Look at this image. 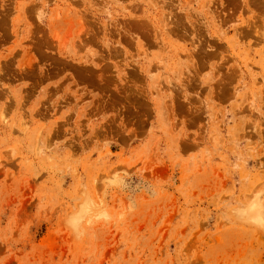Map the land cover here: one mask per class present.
<instances>
[{
  "label": "rangeland",
  "instance_id": "obj_1",
  "mask_svg": "<svg viewBox=\"0 0 264 264\" xmlns=\"http://www.w3.org/2000/svg\"><path fill=\"white\" fill-rule=\"evenodd\" d=\"M0 264H264V0H0Z\"/></svg>",
  "mask_w": 264,
  "mask_h": 264
},
{
  "label": "bare ground",
  "instance_id": "obj_2",
  "mask_svg": "<svg viewBox=\"0 0 264 264\" xmlns=\"http://www.w3.org/2000/svg\"><path fill=\"white\" fill-rule=\"evenodd\" d=\"M258 207H259V206L255 207V209H253V212H254V213H256V210L259 209ZM250 210H251V209H250ZM254 210H255V211H254ZM241 211H242V210H241ZM241 211H240V212H241ZM251 211H252V210H251ZM251 211H247V212H250V215L253 217V219L257 216V217H256V220H261V212H259V214H257V215L255 214L256 216H255V215L253 216V214H251ZM257 211H258V210H257ZM253 212H252V213H253ZM238 213H239V212H238ZM257 213H258V212H257ZM247 214L249 215V213H247ZM248 215H247V216H248ZM250 215H249V216H250ZM251 216H250V217H251ZM254 220H255V219H254ZM256 220H255V221H256Z\"/></svg>",
  "mask_w": 264,
  "mask_h": 264
}]
</instances>
